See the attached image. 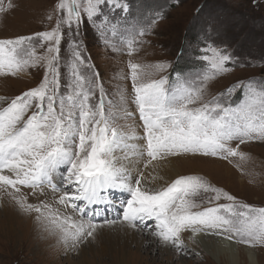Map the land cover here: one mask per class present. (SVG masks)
<instances>
[{
  "label": "snow or ice",
  "instance_id": "1",
  "mask_svg": "<svg viewBox=\"0 0 264 264\" xmlns=\"http://www.w3.org/2000/svg\"><path fill=\"white\" fill-rule=\"evenodd\" d=\"M102 6L124 13L129 9L123 0H57L56 23L50 30L0 38V76L44 69L35 87L14 98L0 96V193L21 211L34 213L36 221L70 249L118 224L151 228L160 244L178 252L188 251L185 232L191 233L192 243L203 235L264 246V206L239 201L200 175H178L157 185L164 177L156 173L159 164L154 163L188 155L246 160L240 146L264 141V81H237L205 100L208 81L228 71L225 65L233 59L226 50L208 45L201 57L206 70L194 80L153 78L145 66L130 59L123 78L131 82V96L118 88L110 98L100 73L84 55L82 41L76 39L85 18L96 25L105 43L109 31L117 34V25ZM13 7L12 0H0V13ZM159 19L163 14L158 12L146 26L125 29L121 39L129 56L141 42L137 38L149 34ZM66 36L69 51L62 65L61 42ZM149 67L163 72L169 65ZM237 89L240 100L226 102ZM137 113L142 135L135 124L119 123ZM134 161L139 162L135 170ZM117 193L127 195L120 198ZM202 193L211 195L198 200ZM29 195L38 202L30 203ZM117 200L119 218L98 223L97 217Z\"/></svg>",
  "mask_w": 264,
  "mask_h": 264
},
{
  "label": "rangeland",
  "instance_id": "2",
  "mask_svg": "<svg viewBox=\"0 0 264 264\" xmlns=\"http://www.w3.org/2000/svg\"><path fill=\"white\" fill-rule=\"evenodd\" d=\"M3 2L6 4L7 0ZM123 2L129 6L127 13L120 9H111L110 6H102L108 13L111 24L117 25V34L108 32L106 37L108 43H105V37L101 36L96 25L88 22L86 18L80 25V35L76 38L78 42L82 41L84 55L90 57L94 71L100 73V81L110 98L115 95L118 88L127 89V94L131 96V82L123 78L129 72L127 64L130 59L145 66L153 78L162 75L169 77L170 68H177L175 66L178 63L186 61L190 64L189 69L183 71L182 75L169 79L175 81L179 76L194 80L198 73L206 70L207 62L201 57L204 54L202 50L208 45L226 50L233 59L225 65L228 71L208 81L204 90L205 100L225 92L237 81L249 79L264 81V0H179V4L176 0H123ZM12 3L14 5L12 10L0 13V38L28 36L50 30L55 26L57 13L54 12V6L57 0H12ZM158 12L163 14V19L157 20L149 34L137 38L141 42L135 46L137 50L133 55L129 56L121 34L126 36L125 29L132 25L137 28L146 26ZM50 15L53 17L52 20L48 19ZM195 32L199 33L200 42L193 43L196 52L190 54L193 41L191 37ZM69 43L68 36L61 42L62 65L68 57ZM38 51L43 54L44 50ZM157 63H166L169 67L163 72H157L149 67ZM177 70L179 68L174 72ZM43 73L44 69L37 67L15 77L0 76V96L14 98L35 87L43 78ZM240 98L241 91L237 89L226 102H236ZM128 108L135 112V105L131 102ZM119 123L135 124L142 135L138 113L132 120ZM235 143L233 142V146ZM240 150L248 156L244 161L234 157L230 158L229 162L219 157L199 155L169 157L166 160L183 161L177 163L180 173L176 176H203L215 187L236 196L239 201L264 206V141L246 143L240 146ZM159 162L164 163L165 160ZM139 165L140 169L144 170L143 164ZM23 191L27 193L29 190ZM206 195L211 194L202 193L197 199H203ZM40 199L45 197L42 196ZM47 199H52L51 193ZM29 202L37 203L38 200L29 195ZM223 202L225 201H220ZM102 221L97 220L98 223ZM151 223L150 221L149 224ZM139 229L148 230L150 236L160 243L151 234L150 228ZM185 233L191 236L190 232ZM117 236L107 230L98 231L95 239L79 245L78 248L70 249L60 242L58 235L46 231L43 225L36 221L34 213L27 214L21 211L6 194L0 193V264H227L223 259L212 258L201 249H198L199 252L188 249L185 253L178 252L172 247V250L175 249L173 252L175 256L167 257L164 256L166 253L164 248L167 246L158 245L161 252L152 253L149 249L142 248V244L139 247L129 243L127 246L131 245L130 248L125 247L127 251L123 252L120 248L124 246L119 244L123 237L118 236L119 240ZM206 239L211 238L207 236ZM235 247L239 256L238 264L242 262L246 251L256 256L257 264H264V246L251 247L235 243Z\"/></svg>",
  "mask_w": 264,
  "mask_h": 264
},
{
  "label": "bare ground",
  "instance_id": "3",
  "mask_svg": "<svg viewBox=\"0 0 264 264\" xmlns=\"http://www.w3.org/2000/svg\"><path fill=\"white\" fill-rule=\"evenodd\" d=\"M117 155H121V154H117ZM177 161L178 160H172V161L165 160L164 163L154 162V163L159 164V167L156 168V173H158L160 176L164 177V180L158 181L157 185L164 183L165 181H170L172 177H175L178 173H180L177 163H182L183 161H178V162ZM121 162L125 163V164L128 163V161L123 160V158L121 159ZM136 163H139V162L138 161L133 162V170H135V164ZM115 219H118V218H115ZM112 227H115L116 229L112 230V228L106 227L105 229L102 228L99 231L102 232L104 230H107V231H110L113 234H116L118 236L121 235L124 239L122 238L121 239L122 241L119 244H123L124 247L120 248L123 252L127 251V249L125 247L130 248L131 245L127 246V244H129V243L130 244L133 243L139 247H140V244H142L143 245V247L141 246L142 248H145V249L147 248L150 251H152V253L161 252L160 251L161 248H159L157 246L162 245V244L157 243L155 241V239H153L152 236H150V234H149L150 232H148V230H141L139 228L132 229V228H128L124 225H120V224L112 226ZM104 234H106V232H104ZM108 235H110V234H108ZM206 237L207 236H203V235L197 236L196 242L192 243L189 241V239H188L189 236H187V233L183 234V238L185 239V242L188 245V249L195 250L196 252H199L198 249H201L202 251H205L207 254H209V256H211L212 258H215L217 260L223 259L224 262H226L227 264H238L239 256L236 253L235 243L224 240L222 237L210 236L211 239H206ZM101 238H103V237H101ZM118 239H119V237H118ZM111 243H112V241H111ZM167 248H164V250L166 252V253H164V256H167V257H171L172 255L175 256V254L173 253V252H175L174 251L175 249L172 250L171 249L172 247H170V246H167ZM245 253L246 254L244 255V258L241 259L242 262L240 264H257L258 260L252 252L246 251ZM184 262L185 261H182L181 263H184Z\"/></svg>",
  "mask_w": 264,
  "mask_h": 264
},
{
  "label": "trees",
  "instance_id": "4",
  "mask_svg": "<svg viewBox=\"0 0 264 264\" xmlns=\"http://www.w3.org/2000/svg\"><path fill=\"white\" fill-rule=\"evenodd\" d=\"M200 35H199V33H197V32H195L193 35H192V39H193V41L191 42V48H190V54L192 53V54H194L195 52H196V50H195V48L194 47H196V46H193V43L194 44H197V43H199L200 42V40H198V37H199ZM181 53V52H180ZM177 64V63H176ZM189 65L190 64H188L186 61L185 62H182V63H178L175 67H177V68H179V70H177L178 72H183V71H187V69H189ZM177 68H172L171 70H170V73H173L174 72V70L175 69H177Z\"/></svg>",
  "mask_w": 264,
  "mask_h": 264
}]
</instances>
